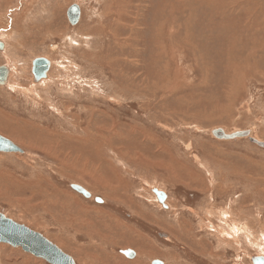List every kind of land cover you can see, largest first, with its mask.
<instances>
[{"label": "rangeland", "instance_id": "rangeland-1", "mask_svg": "<svg viewBox=\"0 0 264 264\" xmlns=\"http://www.w3.org/2000/svg\"><path fill=\"white\" fill-rule=\"evenodd\" d=\"M115 1L0 0V135L23 149L0 212L77 264H251L264 147L212 130L264 142V0ZM0 264L50 263L0 243Z\"/></svg>", "mask_w": 264, "mask_h": 264}, {"label": "water", "instance_id": "water-1", "mask_svg": "<svg viewBox=\"0 0 264 264\" xmlns=\"http://www.w3.org/2000/svg\"><path fill=\"white\" fill-rule=\"evenodd\" d=\"M68 20L72 26H76L81 20V8L78 4L72 5L67 12ZM4 43H0L2 50ZM51 68V62L45 58L36 59L33 62V74L37 80L46 77L47 71ZM9 67L0 66V86H5L8 83ZM212 135L221 140H236L239 138H248L251 142L264 147V142L252 137L251 130H237L228 133L222 128L212 130ZM0 153H23L18 145L10 139L0 135ZM71 187L85 198H91L92 193L80 185L72 184ZM158 201L165 205L167 194L164 191L154 190ZM97 202L103 203V199L97 197ZM166 207V206H165ZM0 243L11 245L15 248H21L26 253H31L37 258H42L50 264H77L75 260L66 254L56 244L48 240L40 232L31 230L25 225L19 224L8 218L0 212ZM127 257H135L132 250L122 251ZM152 264H164L161 260H154ZM251 264H264V255H254L251 257Z\"/></svg>", "mask_w": 264, "mask_h": 264}, {"label": "bare ground", "instance_id": "bare-ground-1", "mask_svg": "<svg viewBox=\"0 0 264 264\" xmlns=\"http://www.w3.org/2000/svg\"><path fill=\"white\" fill-rule=\"evenodd\" d=\"M115 1V0H114ZM116 2V1H115ZM163 21V20H162ZM158 33H159V31H157ZM10 69V68H9ZM9 75H10V70H9ZM47 77V76H46ZM45 77V78H46ZM45 78H43V79H45ZM8 79H9V77H8ZM34 145V144H33ZM80 207V206H79ZM81 208V207H80ZM4 244V243H3ZM8 245V244H7ZM131 250V249H130ZM123 251H126V250H123ZM133 251V250H132ZM133 253H135V252H133ZM29 254H31V253H29ZM144 254H146V253H143V255ZM31 255H33V254H31ZM125 255V254H124ZM135 255H136V253H135ZM34 256V255H33ZM126 256V255H125ZM35 257V256H34ZM127 257V256H126ZM131 257L132 256H130V257H127V258H129V259H131ZM37 258V257H36ZM40 259V258H39ZM42 259V258H41ZM82 260H83V258H82ZM86 262V261H85ZM87 263V262H86Z\"/></svg>", "mask_w": 264, "mask_h": 264}, {"label": "crops", "instance_id": "crops-1", "mask_svg": "<svg viewBox=\"0 0 264 264\" xmlns=\"http://www.w3.org/2000/svg\"><path fill=\"white\" fill-rule=\"evenodd\" d=\"M90 256H91L92 258H94V256H97V255L91 254Z\"/></svg>", "mask_w": 264, "mask_h": 264}]
</instances>
